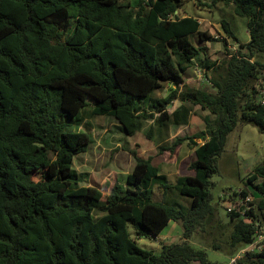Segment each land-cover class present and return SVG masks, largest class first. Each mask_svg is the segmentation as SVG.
Returning <instances> with one entry per match:
<instances>
[{
  "label": "trees",
  "instance_id": "trees-1",
  "mask_svg": "<svg viewBox=\"0 0 264 264\" xmlns=\"http://www.w3.org/2000/svg\"><path fill=\"white\" fill-rule=\"evenodd\" d=\"M184 2L0 0V264H223L189 239L199 232L232 256L255 241L264 228V163L249 176L254 185L261 180L259 196L247 201L250 208L228 209L227 221L213 203L211 178L239 123L264 131V0H213L233 5L250 34L220 62L193 43L194 35L201 43L220 39L201 30L197 17L178 15ZM201 53L215 91L184 84ZM165 84L170 95L155 97ZM176 98L181 104L167 110ZM89 99L93 114L113 116L129 135L159 113L162 138L170 125L190 122L189 103L208 109L215 115L210 128L174 142L190 140L194 173L170 184L151 157L137 156L125 183L117 180L107 196L81 185L74 157L92 138L59 115L78 116ZM156 187L162 201L154 199ZM170 221L182 222L185 239L162 244L159 253L142 247L128 228L158 236ZM233 264H264V247Z\"/></svg>",
  "mask_w": 264,
  "mask_h": 264
},
{
  "label": "rangeland",
  "instance_id": "rangeland-1",
  "mask_svg": "<svg viewBox=\"0 0 264 264\" xmlns=\"http://www.w3.org/2000/svg\"><path fill=\"white\" fill-rule=\"evenodd\" d=\"M212 2L213 0H185L184 5L177 12L179 16L197 17L201 22V30L208 31L220 39L201 43L196 35L191 38L197 47L199 45L207 47V56L211 61L220 62L240 48L242 43L248 42L250 34L248 19L237 15L233 5H212ZM224 22L229 27L231 36L226 33ZM203 58L204 54L201 53L184 73L186 85L190 88L215 91L206 76V72L210 75L211 72L201 67ZM180 88H183V85ZM170 92L171 85L165 84L155 92V97L166 98ZM89 102L90 104L84 107L78 116L69 119L68 115L60 114L59 118L64 121L70 120L73 129H82L91 135L92 141L88 150L74 157L73 167L79 172L81 185L95 186L104 196L111 192L117 180L125 183L137 156L151 157L153 163L161 168V172L168 176L170 184H176L182 175L193 174L191 164L196 159L195 148L189 139L182 140L176 146L174 142L179 137H190L207 130L215 119V115L208 109L189 103L188 106L192 109L190 122L186 125H170L167 138L165 134L163 138L160 136L155 124V118L159 116L157 112L154 113V118L145 120L143 127L134 135H129L113 116L93 114L94 101L89 99ZM180 104L181 101L176 98L167 104L166 108L173 110ZM143 108L147 112L152 111L147 104ZM206 116L210 117L209 122L206 121ZM79 118L81 124L78 123ZM197 141L202 142L201 139ZM262 163H264V131L250 123H239L228 135L224 151L216 159L218 171L211 178L213 203L218 206L219 214L225 221L228 220L229 208L240 211L248 205V199L240 194L242 189L249 192L250 200L259 196L255 185L261 180L255 181L254 185L249 181V176L254 168ZM35 174L39 176L37 171ZM173 198L182 200L175 194ZM154 199L158 201L163 199V193L158 187L155 189ZM128 228L132 237L136 238L142 247L157 253L161 251L162 244L179 243L185 239L184 226L178 221H170L158 236L139 237L131 223L128 224ZM189 241L197 248H204L208 259L212 262L232 264V258L237 255L232 256L212 248L208 237H203L199 232Z\"/></svg>",
  "mask_w": 264,
  "mask_h": 264
},
{
  "label": "built area",
  "instance_id": "built-area-1",
  "mask_svg": "<svg viewBox=\"0 0 264 264\" xmlns=\"http://www.w3.org/2000/svg\"><path fill=\"white\" fill-rule=\"evenodd\" d=\"M177 13V12H176ZM237 50V49H236ZM262 70L264 72V65L262 66ZM262 103H264V87L262 88ZM246 199L250 200V196H247ZM248 208H250L251 206L247 205ZM233 208H229V210H231ZM242 211V210H241ZM244 212V210H243ZM264 247V228L263 227H259L257 230V235H256V239L254 242L248 244L247 246L243 247L235 257L232 258V264L235 263L237 261L238 258H240L243 254H245L246 252L249 251H260L262 250V248Z\"/></svg>",
  "mask_w": 264,
  "mask_h": 264
},
{
  "label": "crops",
  "instance_id": "crops-1",
  "mask_svg": "<svg viewBox=\"0 0 264 264\" xmlns=\"http://www.w3.org/2000/svg\"><path fill=\"white\" fill-rule=\"evenodd\" d=\"M185 16H187V15H185ZM204 46V45H203ZM207 48V47H206ZM184 84H186V81H185V83Z\"/></svg>",
  "mask_w": 264,
  "mask_h": 264
}]
</instances>
